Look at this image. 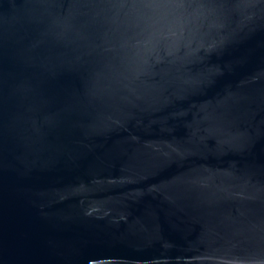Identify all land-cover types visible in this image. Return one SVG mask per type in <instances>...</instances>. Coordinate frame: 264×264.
Instances as JSON below:
<instances>
[{
	"label": "water",
	"instance_id": "obj_1",
	"mask_svg": "<svg viewBox=\"0 0 264 264\" xmlns=\"http://www.w3.org/2000/svg\"><path fill=\"white\" fill-rule=\"evenodd\" d=\"M0 264H264V0H0Z\"/></svg>",
	"mask_w": 264,
	"mask_h": 264
}]
</instances>
